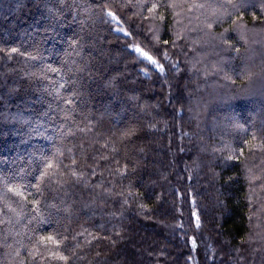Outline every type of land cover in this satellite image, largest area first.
Here are the masks:
<instances>
[{"label":"trees","instance_id":"1","mask_svg":"<svg viewBox=\"0 0 264 264\" xmlns=\"http://www.w3.org/2000/svg\"><path fill=\"white\" fill-rule=\"evenodd\" d=\"M152 2L0 0V264H264V0Z\"/></svg>","mask_w":264,"mask_h":264},{"label":"snow or ice","instance_id":"2","mask_svg":"<svg viewBox=\"0 0 264 264\" xmlns=\"http://www.w3.org/2000/svg\"><path fill=\"white\" fill-rule=\"evenodd\" d=\"M60 2H61V4H63L64 0H60ZM230 3H231V0H230ZM243 6H244L243 4H235V3H232V4H231V7H232L233 9L237 10V11H239L240 8L243 7ZM140 7H142V8H143V7H147V12L150 14L149 16H145V17H143V19H146V20H155V19H157V17H158L159 20H160V22L163 23L164 20H165V12H166L168 9H173V10L176 9V8H177V5H176L175 3H161L160 0H154V2H152V3L150 4V6H147L146 4H142V5H140ZM205 7H211V5H205V4H199V3H191V4L189 5V7H188V11L191 12L193 9H203V8H205ZM159 9H164L165 12H160V11H158ZM220 10H223V6H222V5L220 6ZM48 11L51 13V12H52V9L49 8ZM214 11H216V9H214ZM107 15H108L109 17H111L112 20H117V17H116L111 11H109V12L107 13ZM176 15H179V13H176ZM117 22H118V21H117ZM177 23H179V21H177ZM207 27L211 28V23H208V24H207ZM241 27H242V25H241ZM120 31H123V29H120ZM124 34H125L126 36L128 35L127 32H125ZM220 39H221L222 42H226V38H225L223 35L220 37ZM164 43L167 44L168 41H164ZM173 43H175V41H173ZM0 50H3V49H0ZM17 51H18L17 48H15V47L11 48V52H12V53H15V52H17ZM135 51L138 52V53H141V55L145 56V57H146L149 61H151L153 64H156L158 70H160L161 72H163V67H162L161 65H159V64L157 63V61L154 60V59L152 58V56L148 55L146 52H141L140 47H136V48H135ZM236 51L238 52L239 49H236ZM6 54H8V53H6ZM165 57H167V53H165ZM31 58H32V59H35L36 57H35V56H32ZM173 67H175V65H173ZM61 86H62V85H61ZM89 130H90V129H89ZM81 131H83V129H81ZM137 131H138V129H137L136 127H130V128H128V129H126V130H123L121 136L119 137V139H120L121 141H123V140H125V139H127V138H131L132 136L136 135V132H137ZM105 143H107V141H106ZM102 147H103V145H102ZM116 150H117V149L115 148V146H113L112 151H116ZM101 158H103V159H108L107 156H103V157H101ZM227 159H228V160H232V159H233V156H232V155H229V156L227 157ZM72 164H73V165L76 164V160H75V159H73ZM52 168H53V164H52L51 162H48V163L46 164V169H52ZM117 171H121V170H120V169H117ZM93 174H95V169H93ZM50 175H51V174H50L49 172H47L46 170H45V171H42V172L40 173V175L36 178L37 183H36L35 186H36L37 188H39V185H40L41 183H44L45 180H46V177H48V176H50ZM82 175H83V173H78L76 170H73V171H72V176L76 177L77 180H79L80 177H81ZM232 179H233L232 177H228V179L225 181V183L231 181ZM7 191H8V192H12V193H14V194H16V195H18V196H19V195H22V193L19 191V188L16 187V186H10V187H7ZM34 210L37 211V213H39V210H38V209H34ZM9 211L15 212L16 215H17V217H19L20 214H21V212H22L23 210L21 209L20 212H17L16 209H14V208H9ZM39 222H42V221H38V223H39ZM81 235H83V233H81ZM89 235H91V233H89ZM44 239H47V241H50V242H52V243H57V244L59 243V242L55 241L54 238H53V236H51V235H49V236L46 237V238L41 237V240H44ZM56 255L58 256V258H59L60 260H67V257H66V256H64V255H60L58 252L56 253Z\"/></svg>","mask_w":264,"mask_h":264},{"label":"rangeland","instance_id":"3","mask_svg":"<svg viewBox=\"0 0 264 264\" xmlns=\"http://www.w3.org/2000/svg\"><path fill=\"white\" fill-rule=\"evenodd\" d=\"M46 89L47 88H45V87L42 88V90H46ZM50 91H52V90L50 89ZM56 96L57 95H55V99H58V97H56ZM39 101H40V99L39 98H36L34 100V103H37ZM48 109H49L48 107L45 109V112L47 113V116H50L51 114H58V113L61 112V108L58 105H56V104L53 107H50L49 110Z\"/></svg>","mask_w":264,"mask_h":264}]
</instances>
